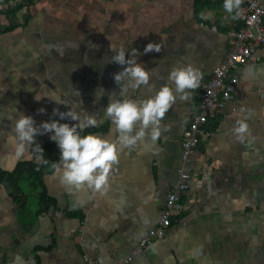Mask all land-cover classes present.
I'll list each match as a JSON object with an SVG mask.
<instances>
[{
    "label": "crops",
    "instance_id": "1",
    "mask_svg": "<svg viewBox=\"0 0 264 264\" xmlns=\"http://www.w3.org/2000/svg\"><path fill=\"white\" fill-rule=\"evenodd\" d=\"M225 0H31L25 8L0 13V264H264V52L233 71L239 78L233 99L210 114L188 163L182 162L184 132L198 111L201 87L177 97L161 121V136L119 153L109 190L69 189L60 174L37 161L31 148L16 160L10 144L20 114L39 126L61 120L53 110L95 115L94 134L115 142L118 133L105 116L111 93L120 97L114 74L126 66L111 62L115 49L136 51L137 62L154 70L151 87L127 93L144 100L168 80L173 68L192 65L209 80L228 55V32L236 13ZM8 27H14L7 30ZM149 43L160 52L144 54ZM104 90L97 101L96 93ZM182 95V94H181ZM96 101V102H95ZM44 109L41 113L39 110ZM238 121L249 139L237 141ZM51 133L38 135L42 148ZM41 164V179L25 175L17 201L7 174L22 163ZM58 162V161H56ZM182 169L191 186L178 201L164 236L141 242L157 228L169 192ZM46 197V199H45ZM43 198V199H42ZM48 199V200H47ZM42 200L49 201L43 206ZM137 255L126 259L134 252Z\"/></svg>",
    "mask_w": 264,
    "mask_h": 264
},
{
    "label": "clouds",
    "instance_id": "2",
    "mask_svg": "<svg viewBox=\"0 0 264 264\" xmlns=\"http://www.w3.org/2000/svg\"><path fill=\"white\" fill-rule=\"evenodd\" d=\"M242 2L243 0H225L224 10L230 15L235 12L236 15L232 18L236 19L240 15ZM160 50L158 44L149 43L144 54L153 51L159 53ZM111 51L114 52L111 62L126 66L114 74V81L121 88L119 95L122 98H116L115 92L111 93L109 103L104 108L105 116L111 120L118 133L115 142L94 134L81 136L80 132L85 128L98 126V120L95 115H86L81 119L80 114L72 108L67 112L54 109L53 116L58 115L61 120L76 121L74 125L51 120L37 126L33 117L20 114L19 119L14 122L10 137L16 160L22 159L31 148L37 161L48 165L43 148L35 140L38 135L51 133L50 139L56 142L61 155L58 162L49 166L59 172L61 182L69 189H91L101 196L109 190L110 175L113 166L119 162V153L124 149H134L148 139L157 141L161 136V121L177 97L186 98L189 95L187 90L198 88L203 79L200 70L192 65L173 68L168 80L174 84V88L165 85L148 99H130L127 97L129 90L134 92L142 87H151L150 78L156 73L137 62L135 49L126 54L123 48L117 50L111 45ZM100 93L104 94V90L97 91V101L103 98ZM39 111L43 113L45 110ZM249 136V125L245 121H238L235 128L237 141L243 143L247 139L251 143L254 137L249 139Z\"/></svg>",
    "mask_w": 264,
    "mask_h": 264
},
{
    "label": "built area",
    "instance_id": "3",
    "mask_svg": "<svg viewBox=\"0 0 264 264\" xmlns=\"http://www.w3.org/2000/svg\"><path fill=\"white\" fill-rule=\"evenodd\" d=\"M31 0H0V12L7 13L15 9L25 8ZM231 49L225 59L217 65L211 78L200 84L201 95L198 111L194 114L189 127L184 132L182 162L188 163L201 139L209 133L204 126L211 113L220 111L225 104L233 99L239 78L233 71L240 65L248 63L257 50L264 52V0H243L237 28L228 32ZM81 135V134H80ZM191 174L185 169L179 173L177 183L169 192L165 206L161 212V220L157 228L152 229L149 236L142 240L143 248L152 238L164 236L173 225V217L177 214L178 201L183 192L191 186ZM134 252L126 262L136 255ZM86 259L90 264H98L97 260Z\"/></svg>",
    "mask_w": 264,
    "mask_h": 264
},
{
    "label": "trees",
    "instance_id": "4",
    "mask_svg": "<svg viewBox=\"0 0 264 264\" xmlns=\"http://www.w3.org/2000/svg\"><path fill=\"white\" fill-rule=\"evenodd\" d=\"M6 14H8V12ZM12 28H14V27H8L7 30H11ZM43 150H44V153H43L44 157L48 161L56 162V161L59 160L61 153H60V150H59L58 145L56 144V142L43 147ZM42 174H43V167H42L41 164L28 162V163H22L19 166L18 170L15 171V173L6 175V176H8V179H10L13 182V184L16 186V190L14 191L13 195L16 198L17 201L23 202V204H25L26 203V197H27L26 195L22 194V191H21V188L18 185V182L25 175H28L31 178L34 177V178L40 180L41 177H42ZM2 179L3 178L0 177V181ZM45 199H46V197H45ZM48 202L49 201L45 202L44 200H42L43 206L45 204H47Z\"/></svg>",
    "mask_w": 264,
    "mask_h": 264
}]
</instances>
